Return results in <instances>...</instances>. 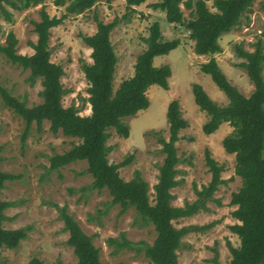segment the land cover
I'll return each mask as SVG.
<instances>
[{
	"label": "rangeland",
	"instance_id": "obj_1",
	"mask_svg": "<svg viewBox=\"0 0 264 264\" xmlns=\"http://www.w3.org/2000/svg\"><path fill=\"white\" fill-rule=\"evenodd\" d=\"M204 1L214 12L213 0ZM261 1L253 0L241 24L220 38L221 52L212 56L226 78L246 97L253 87L240 66L243 60L235 54L234 46L241 44L244 50L251 51L253 43L259 39L264 41ZM160 2L146 0L135 7L136 13L129 14L127 19H123L128 13L124 0H115L110 5L99 2L90 11L69 16L50 30V60L64 71L61 83L67 93L62 99L63 107L73 104L80 108L84 104L80 115L88 116L90 107L84 102L88 97V86L81 65L90 64L91 59L90 49L82 37L93 35L97 22L106 24L115 18L120 19L110 36L117 58L114 90L133 75L136 58L145 49L143 40L153 22H159L166 39L180 41L177 49L154 60L157 67H170L168 90L158 86L149 88L147 110L125 120L129 126L127 139L118 137L113 130L109 131L107 146L110 152L107 158L110 164L117 165L132 155V162L119 169L120 177L130 181L134 173L139 172L152 194L163 162L155 133L168 138L166 109L171 101L177 100L187 127L180 132L181 139L176 143L180 162L176 177L178 186L171 192L174 197L172 206L184 207L194 203L197 200L195 191L210 181L205 166V150H209L215 162L223 167L221 177L225 181L215 192L214 201L206 204L207 210L174 222L176 229L212 225L204 232L189 233L181 240L177 251L178 264H214L215 259L218 264H229L231 256L227 244L235 248L239 246L238 238L229 230V226L237 223L231 216L235 207L229 202L230 195L240 187V179L234 174V156L224 152L222 140L232 129L222 124L214 134H203L202 126L207 117L194 103L192 85H200L219 105H225L227 99L211 78L199 70V66L210 57L197 56L189 33L184 28L168 26L165 15L150 8V5ZM42 7L51 17L60 18L64 14V8L54 7L52 0H44L41 5L23 12L7 8L11 21H5L0 14V45L5 44L6 36L12 32L17 40L16 53L32 55L29 43L36 41L33 23L40 21ZM181 9L188 19L189 11L183 5ZM29 76V71L12 65L0 54V87L28 108L42 103L41 80L36 79L32 83ZM24 131L25 123L5 106L0 96V171L14 177V180L6 181L0 191V201L7 205L2 226L7 230H28L27 238L16 249H0V264H27L32 258H38L45 264H77L73 249L66 244L68 233L61 219L63 209L92 239L102 264H150L144 257V248L155 240L153 226L144 223L133 208L120 214L121 208L110 203L111 197L106 190H91L92 177L87 173L86 162L50 169V159L69 151L78 141L63 136L61 132L52 133L48 121L41 125L32 123L26 134ZM108 239H114V244H109ZM125 242L129 247L118 246Z\"/></svg>",
	"mask_w": 264,
	"mask_h": 264
},
{
	"label": "trees",
	"instance_id": "obj_2",
	"mask_svg": "<svg viewBox=\"0 0 264 264\" xmlns=\"http://www.w3.org/2000/svg\"><path fill=\"white\" fill-rule=\"evenodd\" d=\"M43 1L0 0V14L5 21L10 22L11 13L7 8L23 12L41 5ZM114 1L52 0L54 7L64 8V14L60 18L51 17L41 8L40 21L33 23L36 41L29 43L33 51L30 56L16 53L17 40L12 32L8 33L5 44L0 45V54L12 65L29 71V81L32 83L36 79L41 80L42 103L28 108L2 87L0 96L5 106L25 123L24 134L32 123L41 125L43 121H48L52 133L61 132L65 137L76 139L78 143L69 151L50 159V169L57 170L75 162H86L87 173L92 177L91 190H106L111 197L110 203L121 208L120 214L133 208L144 223L153 226L155 240L144 248V257L150 264H178L177 251L181 240L189 233L204 232L212 225L176 229L174 222L195 215L200 210H207L206 204L214 201L215 192L225 184L221 177L223 167L215 162L209 150H205V166L210 181L201 190L195 191L197 200L194 203L184 207L172 206L174 197L171 192L178 186L176 177L180 162L176 143L181 139L180 132L187 127L177 100L171 101L166 109L168 138L165 139L159 132L155 133L163 162L158 169L159 175L152 194L139 172H135L130 181L120 177L119 169L130 164L134 157L131 155L117 165L110 164L107 141L110 130L123 139L129 137V126L125 120L147 110V91L150 87L158 86L168 90L170 67H157L154 60L177 49L180 41L166 39L159 22H153L148 28V36L143 40L145 49L136 58L133 75L114 90L117 58L110 36L120 19L115 18L106 24L97 22L96 32L82 37L83 43L90 49L91 59L90 64L81 65L88 86V97L84 101L90 107L88 116L80 115L84 104L80 108L73 104L63 107L62 99L67 93L61 83L64 71L50 60L49 37L52 28L69 16L90 11L99 2L110 5ZM124 1L128 13L123 19H127L129 14L136 13L135 7L144 4L146 0ZM252 3L253 0H213L214 12L204 0H161L160 3L150 5L151 9L165 15L168 26H178L189 33V39L194 42L193 52L197 56L210 57L199 66V70L211 78L227 99L225 105H219L209 98L200 85H192L194 103L207 117L202 126L203 134H214L222 124L232 129L222 140L224 152L234 156V174L240 179V187L230 195L229 202L230 206L235 207L231 216L237 222L229 226V230L239 240L236 248L227 244L231 256L229 264H264V41L259 39L253 43L251 51L244 50L241 44L234 46L235 54L243 60L240 66L253 87L248 97L231 84L212 56L221 52L220 38L241 24V19L250 11ZM182 5L189 11L188 19L184 17ZM260 9L264 10V0L260 2ZM12 180L13 176L0 171V191L6 181ZM6 208V203L0 201V249L14 250L27 238L28 230L4 229L2 223ZM61 219L68 233L66 244L73 249L77 264H102L99 250L93 245L92 239L66 214L65 209L61 211ZM114 242V239H108L109 244ZM118 246L127 248L129 244L125 242ZM213 263L218 264L216 259ZM27 264L45 263L32 258Z\"/></svg>",
	"mask_w": 264,
	"mask_h": 264
}]
</instances>
